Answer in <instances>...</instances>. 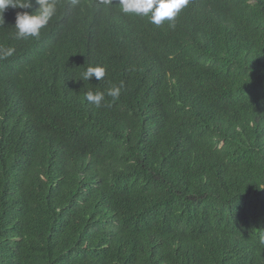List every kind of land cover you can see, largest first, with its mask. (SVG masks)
<instances>
[{
	"label": "trees",
	"instance_id": "trees-1",
	"mask_svg": "<svg viewBox=\"0 0 264 264\" xmlns=\"http://www.w3.org/2000/svg\"><path fill=\"white\" fill-rule=\"evenodd\" d=\"M75 1L39 39L0 27V264H264V0H189L174 27Z\"/></svg>",
	"mask_w": 264,
	"mask_h": 264
},
{
	"label": "clouds",
	"instance_id": "clouds-1",
	"mask_svg": "<svg viewBox=\"0 0 264 264\" xmlns=\"http://www.w3.org/2000/svg\"><path fill=\"white\" fill-rule=\"evenodd\" d=\"M75 2V0H0V27L5 22L15 19L13 27L15 29L13 33L14 39L25 41L39 39L41 30L49 24L57 10L64 4L74 6ZM188 4L189 0H93L83 3L80 7L82 13H78L77 15H82L84 21L101 23L113 9L123 20L134 21L139 18H146V22L152 27L154 25L161 26L162 24L174 27L176 17ZM31 10L35 11L29 12ZM111 30L113 31V29ZM127 33V31L121 30L119 34L123 39ZM97 35L98 39H103L98 33ZM14 53V47L0 46V60L11 57ZM186 57L187 64L192 67L193 64L190 63L196 60L188 56ZM105 74V67L90 65L86 70L84 69L81 72L80 80L89 81L95 78L97 81H100L105 77ZM122 88L123 83L121 82L120 85H113L104 91L89 90L85 93V99L96 108L103 107L105 109V107L110 105L111 100H117L119 97L127 102L124 96L121 95ZM167 104L169 102H165V105ZM124 113L127 119L136 121V124L141 120L148 121L150 118L148 112L140 113V116H136L131 110H124ZM102 114L96 115L95 122L98 123L99 117ZM111 114L120 124V137L123 118L115 109H111ZM261 243H264V236L261 237Z\"/></svg>",
	"mask_w": 264,
	"mask_h": 264
},
{
	"label": "bare ground",
	"instance_id": "bare-ground-1",
	"mask_svg": "<svg viewBox=\"0 0 264 264\" xmlns=\"http://www.w3.org/2000/svg\"><path fill=\"white\" fill-rule=\"evenodd\" d=\"M148 66V65H147ZM146 68V67H145Z\"/></svg>",
	"mask_w": 264,
	"mask_h": 264
}]
</instances>
